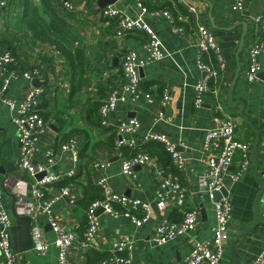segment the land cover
Here are the masks:
<instances>
[{
    "label": "crops",
    "instance_id": "obj_1",
    "mask_svg": "<svg viewBox=\"0 0 264 264\" xmlns=\"http://www.w3.org/2000/svg\"><path fill=\"white\" fill-rule=\"evenodd\" d=\"M73 3L76 11L68 15L66 21L84 45L86 71L82 91L75 98L72 97L73 100L70 98L72 69L62 55L50 45L37 41L24 26L18 25L19 10L12 7L6 12H0V50L12 54L14 68L18 71L43 68L44 80H37L45 88L41 114L48 123V132L40 138L33 161L35 164L40 163L45 160L47 153L53 151L55 166L47 174L61 176L71 171L75 173L74 177L44 189L48 198H56L52 213L60 225L67 226L77 236H81L86 229L89 202L96 194H100L96 182L104 179L115 193L149 204L153 214L142 227H137L124 216L115 219L104 213L99 214L100 231L96 241L104 250L94 252L107 256L110 242L128 235L135 242V256L131 264H179L192 253L195 242L212 238V228L217 222L216 203L202 186V180L206 173L203 145L208 131L218 128V125L213 121L211 99L201 108L194 105L195 85L203 76L198 68L197 48L174 30L164 12L185 15L188 5L197 6L201 11L200 23L216 36L226 63L220 83L217 84L222 93L225 112L236 119L237 138L247 143L252 152L256 133L239 114L241 106L232 107L228 103L230 89L233 87V102L244 103V115L262 132L257 160L258 175L263 177L264 55L259 57L261 69L257 79L250 83L246 75L252 41L264 40V0H245L242 11H233V0H120L115 7L129 17L142 18L155 31L169 56L140 69L141 87L146 94L153 96L152 101L140 97L135 102H118L114 112L106 117L101 116L99 108L111 91H122L123 57L134 52L140 60H146L144 45L147 37L137 31L117 36L115 21L103 19L95 1L73 0ZM153 12L158 14L153 16ZM241 23L248 25V32L243 50L238 54L244 31ZM180 25L183 26V23ZM31 86L32 80L17 77L11 82L6 94L0 97V189L3 194L2 206L11 223L9 235L12 248L16 252L19 246L18 233L23 222L14 217L13 209L19 217L31 213L34 203L32 185L37 179L21 168L18 134L12 119L26 90ZM164 93L169 96L165 107L160 102ZM162 115L164 118H161ZM133 118L140 122L138 138L147 133H161L176 144L186 160L181 182L188 194V204L199 211L196 229L179 235L165 245L153 242L155 229L166 216L179 221L181 214L171 207L165 212L159 209L157 190L160 181L147 164L134 167V181L128 182L124 178L122 156H127L130 151L124 148L120 152L115 147L118 125ZM103 120L106 125H102ZM70 137L76 139L80 149L78 162L72 159L69 152L60 151V145ZM123 137L130 139L131 135ZM96 163L103 165L95 167ZM236 166L237 162L229 173ZM254 172V165L250 161L247 171L238 182H233L228 175L224 178V187L232 200V219L225 236L220 264H234L231 241L234 235L253 223V203L260 190ZM62 187H70L78 200L75 206L70 204L68 197L61 196ZM258 212L260 224L238 243L240 264H251L261 252L264 198L260 201ZM42 228L46 240H53L55 234L47 217L42 218ZM58 253L59 249L51 245L43 256L29 251L19 254V258L21 264H58ZM70 259L73 264H86L88 256L78 258L72 254Z\"/></svg>",
    "mask_w": 264,
    "mask_h": 264
},
{
    "label": "built area",
    "instance_id": "obj_2",
    "mask_svg": "<svg viewBox=\"0 0 264 264\" xmlns=\"http://www.w3.org/2000/svg\"><path fill=\"white\" fill-rule=\"evenodd\" d=\"M50 1L57 13L66 18L76 11L73 0ZM233 1V11L244 9L245 0ZM8 6L9 0H0V12ZM143 11L146 12V9L143 8ZM99 13L103 19L115 21L117 36L137 31L144 33L147 37L144 45L147 54L146 60H140L134 52H129L123 57L121 63L122 91L116 89L110 92L99 109L101 116L106 117L114 112L118 102L128 100L135 102L140 97L152 101L153 96L146 94L141 87L140 69L147 64L166 59L169 54L155 31L142 18L129 17L115 6L101 9ZM151 14L155 16L158 13L153 12ZM164 14L170 19L174 30L197 48L198 68L203 76L195 85V107L201 108L209 99L212 101L213 121L218 125V128L208 131L203 145L206 173L202 180V186L212 197L214 191H219L224 187V178L227 175L233 182H238L242 178L250 164V146L237 138L236 119L225 112L222 93L217 84L220 83L226 63L216 36L209 28L200 23L201 11L197 6L188 5L185 15H175L170 11L164 12ZM180 23H183V26ZM249 55L250 65L246 78L248 82L252 83L257 79V74L261 69L259 57L264 55V40L252 41L249 47ZM14 61L11 53L0 50V97L6 94L11 82L17 77L23 76L28 80H44L43 68L18 71L14 68ZM43 95V87H29L15 117L12 119L18 134L21 168L32 177H36L42 172H49L55 166L53 151L47 153L44 161L37 164L33 161L40 138L48 132V123L40 114ZM168 101L169 96L164 93L160 100L162 106L165 107ZM161 118H164V115ZM101 123L102 125L107 124L105 120ZM139 130L140 122L136 118L122 121L117 127L118 138L115 141V147L120 152L124 148H128L130 151L127 156H122L124 178L128 182L134 181L136 178L134 167L147 164L160 181L157 190L159 209L165 212L171 207L181 214V220L178 222H174L166 216L155 229L153 242L156 245H165L179 235L193 232L199 222V211L191 208L188 204V194L181 182V173L185 170L186 160L178 151L176 144L161 133H147L138 138ZM127 134L131 135L130 139L123 137ZM150 143L164 146L170 156L169 166H163L156 158L146 152L144 146ZM60 151L69 152L75 162L79 161L80 149L75 138L70 137L64 141L60 145ZM235 162H237L236 169L229 173ZM102 165L103 163H96L95 167ZM74 176L75 173L72 171L61 176L47 174L42 180H36L32 185L34 199L31 211L33 213L32 251L43 256L48 252L51 245H55L59 249L58 264H73L70 259L72 254L80 258L86 257L90 251L102 252L104 250L96 241L100 231L98 223V211L100 209H103L105 215L115 219L122 216L127 217L137 227L146 224L153 214L149 204L115 193L106 185L104 179H100L96 182V187L102 192V196L88 206L85 232L82 236H77L67 226L58 223L51 210L56 198H48L44 190L46 187H51ZM60 194L68 197L72 206L77 204L78 200L70 187H62ZM2 199L3 194L0 189V264H21L20 255L12 248L9 235L11 223L2 206ZM216 214L217 222L212 228V238L195 242L192 253L179 264H220L225 236L230 229L232 219V200L229 196L223 197L216 203ZM43 217H47V221L54 231V239L51 241L45 238L42 228ZM108 250L109 256L96 264H131L135 256V242L131 236L124 235L111 241ZM251 264H264V231L262 233L261 252Z\"/></svg>",
    "mask_w": 264,
    "mask_h": 264
},
{
    "label": "trees",
    "instance_id": "obj_3",
    "mask_svg": "<svg viewBox=\"0 0 264 264\" xmlns=\"http://www.w3.org/2000/svg\"><path fill=\"white\" fill-rule=\"evenodd\" d=\"M12 7L15 10H19L17 16L18 25L24 26L37 41L50 45L65 59L68 66L72 69V92L70 98L78 96L85 83V48L76 31L66 21V17L57 13L50 0H9V6L2 11L6 12L8 8ZM144 148L149 155L157 158L163 166H169L170 156L163 145L150 143L145 145ZM99 192L100 194H96L91 199L89 205L94 200L101 198L102 192L100 190ZM87 256L88 261L86 264H96L109 255L106 256L105 254L90 251Z\"/></svg>",
    "mask_w": 264,
    "mask_h": 264
},
{
    "label": "water",
    "instance_id": "obj_4",
    "mask_svg": "<svg viewBox=\"0 0 264 264\" xmlns=\"http://www.w3.org/2000/svg\"><path fill=\"white\" fill-rule=\"evenodd\" d=\"M93 1L96 2V4L98 5V7L100 9H105L108 6H115L120 0H93ZM241 25L244 27V31H243V34H242V37L240 40L238 54H240L243 50V47L245 44V39H246L247 32H248V25L246 23H241ZM32 85L34 87H41L42 86V85H40V83L37 79L32 80ZM232 90H233V87H231L230 93L228 96L229 105L232 107H237L239 105L241 106L239 114L241 115V117L244 118L246 123H248L254 129V131L256 133V141H255V144L252 148V152L250 155V161L254 165V171H255L254 177L256 179L257 184L260 186V190L257 193V195L254 199V203H253L254 219H253L252 225L242 229L236 235H234V237L231 241V244H230V250L234 256V264H240V259L238 257V243L245 235H247L248 233L254 232L256 230V228L258 227V225L260 224L258 208L260 206V201H262V199L264 198V176L259 177V175H258L259 174V164H258L257 156H258V149H259V146L261 143L262 132L259 131L258 129H256L251 124V122L246 118V116L244 115V103H242L241 101L233 102V91ZM46 175H47V172H42L36 176V179L38 181H40ZM227 196H229V192L226 189V187H223L219 191H214L212 193V198H213V201L215 203L219 202L223 197H227ZM101 213H103V209H100L98 211V215ZM202 214L204 215L205 212L202 211ZM13 215L15 218H17L23 222V226L18 233L19 246H18L17 253L23 254V253L32 251L33 250V242H32V236H31V228H32V224H33V213L31 212V213L25 215L24 217H19L16 214L15 210L13 209Z\"/></svg>",
    "mask_w": 264,
    "mask_h": 264
}]
</instances>
